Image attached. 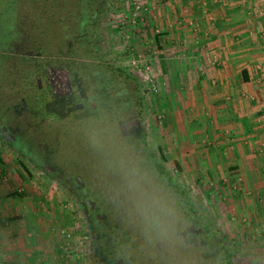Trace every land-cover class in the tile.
<instances>
[{
    "label": "trees",
    "instance_id": "obj_1",
    "mask_svg": "<svg viewBox=\"0 0 264 264\" xmlns=\"http://www.w3.org/2000/svg\"><path fill=\"white\" fill-rule=\"evenodd\" d=\"M110 1L23 2L17 16L28 24L21 25L17 19L19 23L14 29L23 32L12 34L14 38L0 56L2 63L7 64L2 72L5 80L0 81L1 95L8 100L0 113L10 119L0 123V129L10 128L13 117L18 123L21 116H13V107L25 99L29 111L24 112L29 113L33 124L23 127L10 147L35 167L44 170L41 164L49 154L36 131L51 132L47 122L54 120H65L68 128L83 130L94 124L103 135L110 132L115 137L113 147L117 144V148L132 151L135 160L144 166L141 172L149 167L147 164L151 165L146 171L153 176L158 194L162 193L153 201L143 197L139 201L128 198L107 202L104 194L89 187L90 177L85 174L79 175L84 178L83 185H75L79 194L75 196L70 191L79 203L85 200L81 205L97 245V264H237L242 256L240 242L237 239L227 242L228 238L199 226L194 198L168 169L164 151L160 149V159L150 146L144 78L135 69L107 61L110 45L105 37L101 38L100 28L101 21L108 16ZM25 6L27 9H23ZM56 74L70 79L73 87L72 93L61 99L53 94L51 81ZM62 101L71 105H56ZM68 117L73 119L72 125ZM33 128L35 132L31 134ZM24 136L28 143L24 142ZM27 145H35L36 153L40 149L42 159H37ZM20 161L32 177L29 165ZM57 168L63 171L60 166ZM163 194L171 198L163 199ZM152 216H160L162 224L152 223L149 220H153Z\"/></svg>",
    "mask_w": 264,
    "mask_h": 264
},
{
    "label": "crops",
    "instance_id": "obj_2",
    "mask_svg": "<svg viewBox=\"0 0 264 264\" xmlns=\"http://www.w3.org/2000/svg\"><path fill=\"white\" fill-rule=\"evenodd\" d=\"M148 3L154 7L148 14L158 11L159 18L155 27L141 23L147 39L140 49L157 53L165 144L183 168L192 165L203 176L221 168L261 190L264 0ZM0 159V264H24L33 246L55 247L62 217L54 191L39 189L14 157L0 153Z\"/></svg>",
    "mask_w": 264,
    "mask_h": 264
},
{
    "label": "rangeland",
    "instance_id": "obj_3",
    "mask_svg": "<svg viewBox=\"0 0 264 264\" xmlns=\"http://www.w3.org/2000/svg\"><path fill=\"white\" fill-rule=\"evenodd\" d=\"M24 1L0 0V56L2 50L14 38L12 35L16 31L14 27L16 28L20 19L17 12L23 6ZM135 1L141 2L145 6L151 7V9L153 7V4H149L148 0ZM132 2L133 0L110 1L108 16H105L101 21V38L105 37L110 45L108 49L110 55L107 57V61L115 66L134 69L131 64L132 56L139 54L149 56L151 60H154L150 73L158 76L159 74L155 70L157 53L154 51L146 54L141 50L142 48L140 49L145 44V39H147L146 36L142 35V24H152L151 26L155 27L154 25L159 18L158 11L155 14L152 13V15L140 13L141 19L133 24L134 9ZM23 9H27V7L25 6ZM152 11L154 12L153 9ZM20 21L21 25L23 23L28 24L22 19ZM16 32L17 35H20L23 31L17 29ZM136 41L138 43L134 46ZM2 60L3 58L0 59L1 82L5 80L2 72L7 65L3 64ZM140 76L144 78L145 86L149 75L140 74ZM2 93L3 89L0 88V108L8 104L7 98L1 95ZM161 97L162 93L154 96L148 93L146 125L149 131V143L157 151L160 159L162 158L160 149L164 151L168 159V169L194 198V204L198 210L199 226H205L210 232L228 238L227 242L231 239H237L242 245L240 248L242 256L237 264H264V187L258 191L256 188L250 189L246 186L243 177L223 175L221 168L220 170L211 169L213 172L205 173L203 176L197 174L198 172L196 173L195 167L192 165L189 168L178 167L177 152L170 150L164 142L165 136H167L164 134L165 127L163 126L166 114L159 110V105H156L157 99ZM158 100L160 101V99ZM19 110L17 111L13 107V116L14 114L21 116L17 120L18 123L14 121V119H17L16 117L12 118L13 122L10 124L9 131L13 134H19L22 132L23 127H29L33 124L30 122L29 113ZM159 116L162 119H159ZM7 120L10 119L0 113V123ZM67 120L70 123L73 119L68 117ZM47 123H49L51 132L44 133L42 130L41 132L36 131V133H38V138H42L46 143V148H49L48 159L51 164H56L57 167L60 166L63 169L62 176L65 177L66 174L73 175L83 182L84 178L79 175H88L90 177L87 180L89 187L94 191H98V194H104L107 202L116 201L117 199L121 202V200L128 198L139 201L143 197H145L144 200L153 201L158 199V195L162 194L161 192L158 194L159 191L153 186L155 182L153 176L146 171V168L151 167V165L147 164L146 166L149 167L144 168L146 173L141 172V168L143 169L144 166L135 160L134 157L136 156H133L130 149H124L121 146L117 148V144L116 147H113L117 141L110 132H108L109 135L105 136L94 124H90L89 128L84 130L82 127L79 129L73 127L74 130L71 126H69L70 129L67 127L65 120L64 122L54 120ZM17 125L21 128L18 129ZM34 128L30 130L31 134H34ZM7 131V128L0 129V153L14 157L20 164V160H24L29 165L33 174L31 177L33 183L41 186L48 195L54 191V208L62 217L58 227L60 232H54L60 237L57 238L58 240L53 237L56 242L55 247L50 246L48 249L43 246H33L30 255L26 256V263L24 264H97L95 259L97 245L90 232L89 223L86 220V214L81 203L72 198L70 190L62 188V185H56L54 178L45 174L40 168L35 167L26 158H21L18 152L12 150L6 141L9 140L8 136L10 137ZM23 140L28 143L25 136ZM21 141L18 140V143L24 144ZM121 144L123 145V143ZM34 146L27 145L25 147L32 149L37 159H40L42 152L37 148L36 153ZM166 151L169 153L167 154ZM138 158L140 159L139 155ZM142 158L143 156H141ZM71 183L73 184V182ZM156 184L158 183L156 182ZM163 196V199L166 197L171 198L164 194ZM149 220L152 221V218ZM153 232L157 234L155 231ZM151 236L153 238L154 234ZM42 237L44 236H41V239ZM36 243H38V239Z\"/></svg>",
    "mask_w": 264,
    "mask_h": 264
},
{
    "label": "flooded vegetation",
    "instance_id": "obj_4",
    "mask_svg": "<svg viewBox=\"0 0 264 264\" xmlns=\"http://www.w3.org/2000/svg\"><path fill=\"white\" fill-rule=\"evenodd\" d=\"M51 82H52V85L54 88L53 94L58 99L66 97L67 95H70V93H72L73 87H72V83H71L70 79H67L62 74H58V75L56 74V76H54V78L52 79ZM56 105H71V104L69 102H63L62 101L61 104L56 103ZM18 106H19V108H18ZM15 108L17 111L19 109H20L19 111H27V112L29 111L28 103L25 99H23L21 101V103L17 104V106H15ZM7 130H8L7 133L10 135V137L8 136L9 140H6V141L8 142L9 145H11V143H13L16 140L17 134H13L12 132H10L9 127L7 128ZM42 163L43 164H41V165L44 169L42 171L45 174H47L48 176L54 178L56 185H62V188L72 191L75 196H77L79 194L77 187H75V185H77L76 183H80L83 185L82 181H80L77 178H72L71 175H69V174H66L65 177L62 176V172L55 165L51 164V162L48 159V156H45L43 158ZM71 182H73V184ZM81 203L85 204V200H83ZM91 205H92V203H91ZM88 215L90 216V213Z\"/></svg>",
    "mask_w": 264,
    "mask_h": 264
},
{
    "label": "built area",
    "instance_id": "obj_5",
    "mask_svg": "<svg viewBox=\"0 0 264 264\" xmlns=\"http://www.w3.org/2000/svg\"><path fill=\"white\" fill-rule=\"evenodd\" d=\"M132 7L134 9L132 21L133 24L137 22V20L141 19V14H148L154 7H147L141 2L133 0ZM153 59V58H152ZM154 60H151L149 56H143L142 54H139L137 56L134 55L131 58V64L133 65L134 69L138 71L141 75H149L147 79L146 89L148 90V93L151 95H159L162 93L164 84L161 80V78L157 75H154L150 73L152 70V64ZM152 74V75H151ZM159 119H162L161 116H159Z\"/></svg>",
    "mask_w": 264,
    "mask_h": 264
},
{
    "label": "clouds",
    "instance_id": "obj_6",
    "mask_svg": "<svg viewBox=\"0 0 264 264\" xmlns=\"http://www.w3.org/2000/svg\"><path fill=\"white\" fill-rule=\"evenodd\" d=\"M152 223L156 224V225H161L162 224V220L159 216H154Z\"/></svg>",
    "mask_w": 264,
    "mask_h": 264
}]
</instances>
